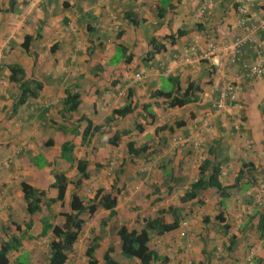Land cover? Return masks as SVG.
Instances as JSON below:
<instances>
[{
  "label": "crops",
  "instance_id": "crops-1",
  "mask_svg": "<svg viewBox=\"0 0 264 264\" xmlns=\"http://www.w3.org/2000/svg\"><path fill=\"white\" fill-rule=\"evenodd\" d=\"M236 2L0 0V242L12 232L13 222L22 230L24 221H32L26 230L31 238L22 239L18 251L9 253L8 264H46L48 236L38 233L39 218L48 210L42 205L29 216L18 183L24 180L45 188L52 181L50 169L75 179V161L59 157L64 141L73 145L75 160L88 161V177L77 187L67 185L64 205L70 192L90 199L102 189L116 196L113 215L101 207L81 215L82 228L64 264H85V250L93 244L96 264H105L103 253L109 247L115 264H136L135 258L121 255L116 228L139 230L145 218L171 221L172 209L183 220L173 230L151 233L148 241L165 256L163 264H262L264 230L259 233L257 226L264 189L257 194L256 183L248 180L241 163L251 164L254 181L264 173V73L242 78L240 63L252 58L247 44L238 61L226 60L225 44L246 32L236 22ZM159 8L164 9L162 16H157ZM261 15L256 4L249 7V22ZM179 30L183 33L176 36ZM24 35L31 36L26 50L21 46ZM167 35H174L173 42ZM151 40L163 48L153 51ZM208 41L213 49L207 51ZM185 56L189 63L182 61ZM8 64L19 65L24 79L41 83L34 98L16 104L18 89L8 80ZM224 81L236 85L235 100L217 110L214 103ZM189 82L199 87L197 99L183 106L168 107L153 95L176 86L181 91ZM66 89L78 92L79 104L69 117H61L58 111ZM126 105L130 111L124 116L112 114ZM82 116L101 125L86 145L79 132L70 131ZM204 118L208 125L196 129ZM78 126L81 130L85 121ZM121 129L129 132L116 146L109 145L107 137ZM174 136L185 141L174 143ZM244 139L250 141L249 148ZM129 141L145 146L146 153L129 156ZM38 153L50 165L34 166L29 156ZM204 159L218 165L223 186L232 185L242 168L222 206L217 205L214 188L204 189L199 202L179 201ZM54 195L48 189L46 197ZM64 205L50 204L53 224L61 222L57 213L67 211ZM217 213L222 220L215 219ZM224 223L226 231L220 228ZM179 230H185L184 237H179ZM39 242L43 248L35 244Z\"/></svg>",
  "mask_w": 264,
  "mask_h": 264
},
{
  "label": "trees",
  "instance_id": "trees-1",
  "mask_svg": "<svg viewBox=\"0 0 264 264\" xmlns=\"http://www.w3.org/2000/svg\"><path fill=\"white\" fill-rule=\"evenodd\" d=\"M164 9H157V16H162ZM183 31H177L176 36L182 34ZM38 34V31L36 32ZM170 42H173L174 35H167ZM31 36L24 35L21 46L23 49H27L30 42ZM153 51H158L163 48V45L156 44L153 40L150 41ZM130 56H128L129 58ZM9 74L8 80L14 82L17 85L18 95L16 104H22L30 98H34L40 88L41 83L32 80L24 79L23 69L17 64L7 65ZM199 87L193 82H189L187 86L180 91V88L176 86L173 90L163 91L158 90L153 93L154 96L161 97L168 107H180L186 103L192 102L197 99V91ZM79 95L77 91L65 90V96L62 99L61 107L58 111L59 115L62 117H69L72 112H74L79 104ZM147 105H143V109H147ZM130 111L128 105L121 108L113 110V115L124 116ZM150 118H153L151 112L148 113ZM66 117V118H67ZM109 119H105V122ZM80 121H85V126L78 130V124ZM101 125H93L91 121L86 117H81L76 120L72 125L71 132L77 134L79 132L81 143L88 144L92 136L99 132ZM135 129L140 130V125L135 124ZM129 132L128 129H121L119 131L113 132L109 137H107V143L111 146H116L121 137L125 136ZM52 143L51 139H48L47 145ZM73 145L69 141H64L60 144L59 157L70 163L75 161L76 168V178L70 181L65 174L61 171H55L50 169V174L52 176V181L47 184L45 188H37L29 183L21 180L18 183V188L22 194V200L24 202V210L30 216L41 210V206L44 205L48 210V215L39 218L40 231L39 236H48L47 246V257L46 264H64L67 259V254L71 251L73 243L76 241L80 230L82 228L83 219L82 214L91 215L95 208L101 207L109 211V215L114 214V207L116 204V196L112 191L104 193L102 189H97L94 195L90 199H86L76 194L75 192H70L69 199L63 203V197L67 185L71 183L73 187H77L81 179L88 177L87 165L88 161L86 159H74L71 155ZM127 153L129 156H139L140 154H145V146L135 147L132 142L126 143ZM30 162L40 168L45 165H50L41 153L29 156ZM241 167L244 173H247L248 180L255 182V177H253L252 167L250 163H241ZM242 168L237 172L234 182L232 185L223 186L218 180L219 167L213 161L204 159L198 166V175L195 180L191 181L187 190H185L179 197V201L187 202L191 200H196L199 202L198 195L206 188H214L219 200L217 201L218 206L224 204V199L229 195L228 188L234 187L239 180L241 174L243 173ZM48 189H53L55 195L53 197H46ZM58 201L61 206H66L67 211L58 212L57 214L62 218L59 224H53L50 221L52 212L50 210V204ZM170 210V209H169ZM174 215L171 221L164 222L162 218L153 217L145 218L143 226L139 229H127L124 225H119L116 228V235L119 239L120 253L122 256L127 258H135L136 264H163L165 262V256H159L156 251L148 246V241L150 239L151 233L162 234L177 228L178 223L183 219H180L179 213H175V210H171ZM159 213H162L160 210ZM259 223L258 231L263 233L264 230V209L259 213ZM216 220H222V214L217 213L215 216ZM205 220V219H204ZM32 221L29 218L27 221L23 222L24 228L21 230L20 226L16 223H12L13 230L9 235H6L5 240L0 242V264H8V255L12 252H17L21 240L24 238H31V235H26V230L31 227ZM222 230L227 229L225 223L220 226ZM185 236V230L184 235ZM180 237V238H181ZM96 247L95 244L90 245L85 250V256L87 258L85 264H96L94 259L93 250ZM111 248L109 247L103 253V260L105 264H115V261L110 257L109 252ZM22 264V263H19ZM264 264V260L262 262Z\"/></svg>",
  "mask_w": 264,
  "mask_h": 264
},
{
  "label": "built area",
  "instance_id": "built-area-1",
  "mask_svg": "<svg viewBox=\"0 0 264 264\" xmlns=\"http://www.w3.org/2000/svg\"><path fill=\"white\" fill-rule=\"evenodd\" d=\"M260 8L262 12L261 17L256 19L254 22H249V7L255 5ZM235 12L237 13L236 22L239 26L246 27V32L240 36L233 38L230 42L225 44L224 51L227 52L226 60L229 63H235L240 59L241 47L247 44L251 49L252 58L250 62L241 61L240 69L242 78H258L264 73V0H237L235 5ZM259 34V35H257ZM213 44L211 41L206 43V50H212ZM189 50L194 51V46H190ZM206 52L202 53L205 55ZM184 63H189L190 58L185 56L182 58ZM216 71V69L214 68ZM137 76V75H135ZM236 85L233 82H223L218 93V98L214 103V107L217 110L230 105L235 100ZM208 125L207 119H202L200 125L196 126V129L201 130L202 127ZM174 143H183L185 138L181 136H174L171 138ZM246 148L250 147V141L244 139L243 141ZM197 143H193L196 146ZM256 183L257 194L264 189V173L257 177ZM262 198V197H261ZM179 237L184 235V230H179Z\"/></svg>",
  "mask_w": 264,
  "mask_h": 264
},
{
  "label": "rangeland",
  "instance_id": "rangeland-1",
  "mask_svg": "<svg viewBox=\"0 0 264 264\" xmlns=\"http://www.w3.org/2000/svg\"><path fill=\"white\" fill-rule=\"evenodd\" d=\"M71 177V176H70ZM261 192H263V190L262 191H260V193ZM37 246H41L42 248L44 247L40 242L39 243H35ZM127 258V257H126Z\"/></svg>",
  "mask_w": 264,
  "mask_h": 264
}]
</instances>
